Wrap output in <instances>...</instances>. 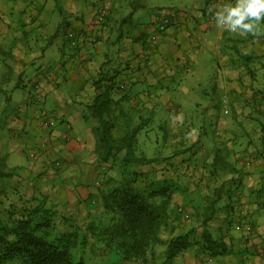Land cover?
<instances>
[{
    "label": "crops",
    "instance_id": "obj_1",
    "mask_svg": "<svg viewBox=\"0 0 264 264\" xmlns=\"http://www.w3.org/2000/svg\"><path fill=\"white\" fill-rule=\"evenodd\" d=\"M101 2L109 12L103 25L94 23L93 0H0V213L42 201L75 215L89 212L97 203L94 184L100 161L105 160L97 151L98 136L86 105L98 91L94 85L98 79L100 85H111L114 113L134 111L140 119L150 120L145 131H154L160 114L164 125L159 129L163 139L168 138L164 143L171 146L166 148L171 156L167 166L186 153L199 154L201 148L215 174L218 165L231 167L228 153L236 151L235 138L252 141L249 137L262 134L264 142V129L254 132L253 128L254 134L248 136L250 131L233 125L219 128L215 119L218 90L222 106L226 100L234 107V121L247 113L237 98L243 95L248 100L252 86L260 89L264 103V43L254 42L263 41L264 35L221 32L213 18L218 5L232 0L171 1L165 7L157 1L147 7L146 0ZM158 14L172 18L152 40ZM70 29L71 39L66 37ZM238 52L249 55L246 62ZM257 72L262 79L254 85ZM198 80L204 81L203 86L197 85ZM188 102L200 104L208 122L189 126L184 107ZM214 128L224 136L219 141L209 138ZM228 137L234 140L225 142ZM256 147L250 145L248 151L258 157ZM160 156L156 162L164 160ZM261 169L246 193V179L237 172L227 173L249 209L246 220L253 226L251 232L245 231L246 240L239 241L248 253L239 256L237 264H264Z\"/></svg>",
    "mask_w": 264,
    "mask_h": 264
},
{
    "label": "trees",
    "instance_id": "obj_2",
    "mask_svg": "<svg viewBox=\"0 0 264 264\" xmlns=\"http://www.w3.org/2000/svg\"><path fill=\"white\" fill-rule=\"evenodd\" d=\"M238 55L249 57L242 52ZM100 80L94 82L98 91L86 107L96 123L99 154L103 160L110 158L111 163H117L114 184L100 195L103 216L91 220L82 233L73 227L58 228L53 217L55 211L42 201L35 206L21 207L15 215L0 213V264L12 256H16L20 264H86L79 249L85 245L87 233L116 258L111 264H145L155 246H162L161 263L173 264L177 255L192 246L191 228L175 233L169 214L175 180L163 177L139 181L133 169L135 164L152 161L134 152L136 134L150 120L138 116V121L132 123L130 114L123 110L114 113L116 102L111 97V85H100ZM116 126H120V133H114ZM121 151L122 155L117 157ZM209 171L214 174L211 168ZM238 207H235L237 211L233 207L234 213L250 225L251 232L253 226L246 220V211ZM205 210L203 223L213 215L211 206H206ZM197 244L210 260L231 252L224 234L214 237L206 228Z\"/></svg>",
    "mask_w": 264,
    "mask_h": 264
},
{
    "label": "rangeland",
    "instance_id": "obj_3",
    "mask_svg": "<svg viewBox=\"0 0 264 264\" xmlns=\"http://www.w3.org/2000/svg\"><path fill=\"white\" fill-rule=\"evenodd\" d=\"M126 1L129 2L133 0ZM146 1L147 7L155 6L156 1L158 2V5H160V7H165L173 4L171 1L182 2L185 0ZM127 21L128 20L125 21V25L127 24ZM263 41L257 40V38L256 40H254V42H257L261 45L262 43H264ZM262 50L263 49L260 48L258 52H262ZM260 56L261 54L256 55V57ZM256 57L253 58L252 63L255 62ZM246 61L247 59L242 60V62ZM204 69H208L209 71H211L210 73H216L214 72V68L205 67ZM255 76L256 77L254 78V80L256 83L253 84L257 85L262 77L260 72H257ZM198 81L199 82L197 85H199V87L203 86L204 81ZM209 85L213 86L214 83L210 81ZM199 87L197 88V90L200 89ZM218 91L215 93V99L216 101H219V103L214 111L215 116L217 117L215 119H219V128L226 129V127H229V125H233L235 129L250 131L248 136L250 134H254L253 128L256 129L254 132L260 131V128L261 130L264 129V103H261L263 97L258 94L260 89H257L256 86H252L251 90L247 92V94H250V97L248 98L249 101L246 99L247 97H244L243 95L242 98H237V101L242 106V109L245 108L247 110V113L242 112L241 114L237 115V117H240V120L238 121H234L231 118V109L233 110L234 107L232 108L231 106H229L226 100H224L225 105L223 104L222 106L223 98H220ZM184 107L189 113V116H187V123L189 126L194 127L196 125L202 124V122H208V119H204V116L202 115V106L200 104L194 105V103L188 102L184 105ZM224 108L228 110L227 113L223 112ZM146 113L147 112H142L141 114L147 115ZM235 114L238 113L235 111ZM131 115L134 116L132 117V123L137 122L138 114L134 111H131L130 116ZM158 115H156V127L154 131H145L143 128L138 130L136 134V143L134 146V152L136 155L142 156L145 159H152V161L135 164L133 165V169L137 172L139 181L146 182L163 177H170L176 182V187H174L172 191V197L169 204V214L173 219L172 223L175 225V233L191 228L190 238L193 240V244L191 247L177 255L174 258L173 264H237L238 257H246V254L248 253V250L246 248L243 249L244 247L239 245L240 240H246L245 236H247V234L243 227V221L240 220L236 213H234L233 207L235 210V207L237 206H239L238 208L246 210V215L249 214V209L247 208L245 202L240 200L241 197H239V194L235 193V183L227 177L230 172H237V176H241L242 178L246 179V183H244L243 189L244 193L249 191V188L252 187V184L256 178L254 174L259 173V170L260 172H263L261 168H264L261 167L264 165V142H262L261 140L262 134L259 135L260 137L255 134L249 137L252 141H247L248 137H237L235 138V140L234 137H228L227 139H225V142L230 141V143L232 140H234V144L236 145H234V148L236 149L235 153H228L229 161L230 157H232L230 163L231 167L220 169L218 165L216 167V171H218V173L215 172V174L208 175L207 172H210L208 169L209 163L204 157L205 151L201 148L199 154L198 151H193V153H186L180 157V160L176 159L175 162L172 161L173 165L167 166L170 161L166 160H168L171 156L169 157V152L166 148H170L171 146L170 144L168 145V141L164 143V140H168V138L163 139V131L159 128L164 125V121ZM95 124L96 123L93 120L92 125L94 127ZM173 126L174 125L172 124L170 128L173 129ZM219 128H214L213 134L209 136L210 140L211 138L215 137L217 138L216 140L219 141L224 137L222 136L221 130ZM120 132V126H116L114 133ZM164 135L166 136V134ZM257 139L260 140L258 141ZM250 145H255V147L259 146L256 147L258 150V157L253 156L251 152L248 151V149H250ZM159 147L165 149L162 150ZM97 151L98 153H100L99 148H97ZM122 153L123 151L119 152L117 154V157H120ZM235 154L237 155L235 156ZM160 155H162L164 158L161 163L156 162V157L159 158L161 157ZM100 158L102 159L101 155ZM177 158H179L178 154ZM102 162H104L103 159ZM116 164V162L111 163L110 158L105 161L104 164H102L100 161V164L98 166L99 168L97 169L98 179H96L94 184L97 203L92 204V206H94L91 207L89 212L74 215L69 212L53 209V212L55 211L53 217L55 219V222L57 223L56 225L58 228L65 229L68 227H73L78 229L82 233H85V227L91 220H96L97 218L103 216L100 195L102 194L103 190L114 184L117 177ZM257 167L258 169H256ZM227 193H230L231 195L228 196ZM46 205L47 207L49 206L52 210V206L49 203H46ZM206 206L212 207L213 215L210 220H208L206 223H203L202 220L204 214H206ZM20 208L21 206L18 205L15 208L6 209V212L1 215L7 216L8 214H18ZM179 209L184 212V215H181L179 213ZM204 228H206L214 237H219L224 234V240L227 246L231 249V252L227 255L218 256L210 260L203 252L200 251L197 244V240L199 239ZM86 235V243L83 248L79 249L86 264H111L116 260V258L112 254H110L103 248L101 243L94 240L89 235V233H87ZM161 249L162 246H155L153 251L149 252L147 263L145 264H162L160 255ZM3 264L20 263L16 256H12L7 258L3 262ZM130 264L142 263L131 262Z\"/></svg>",
    "mask_w": 264,
    "mask_h": 264
},
{
    "label": "clouds",
    "instance_id": "obj_4",
    "mask_svg": "<svg viewBox=\"0 0 264 264\" xmlns=\"http://www.w3.org/2000/svg\"><path fill=\"white\" fill-rule=\"evenodd\" d=\"M213 18L221 32L259 37L264 35V0H232L221 3L213 11Z\"/></svg>",
    "mask_w": 264,
    "mask_h": 264
},
{
    "label": "built area",
    "instance_id": "obj_5",
    "mask_svg": "<svg viewBox=\"0 0 264 264\" xmlns=\"http://www.w3.org/2000/svg\"><path fill=\"white\" fill-rule=\"evenodd\" d=\"M95 2V11H94V23L99 25L101 23L106 22L107 20V16H108V10L107 8L103 5V3L101 2V0H93ZM171 14H158L156 16V19L153 21L152 23V35H151V39L154 40L156 38V36L162 34L166 28L170 25V21H171ZM67 37L72 38L74 37V33L71 30L67 31ZM35 87H37V85H35ZM38 95V94H36ZM224 113H227L228 110L226 108L223 109ZM179 213L182 215L184 212H182L181 209L178 210ZM184 215V214H183ZM243 227L245 229V231L249 232L250 231V225L247 223H243Z\"/></svg>",
    "mask_w": 264,
    "mask_h": 264
}]
</instances>
